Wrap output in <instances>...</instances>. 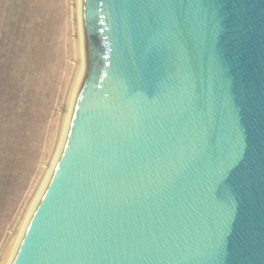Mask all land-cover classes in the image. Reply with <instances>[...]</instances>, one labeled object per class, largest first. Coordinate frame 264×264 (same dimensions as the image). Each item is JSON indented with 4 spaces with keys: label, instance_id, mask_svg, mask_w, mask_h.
I'll return each instance as SVG.
<instances>
[{
    "label": "water",
    "instance_id": "water-1",
    "mask_svg": "<svg viewBox=\"0 0 264 264\" xmlns=\"http://www.w3.org/2000/svg\"><path fill=\"white\" fill-rule=\"evenodd\" d=\"M86 72L12 264H264V0H83Z\"/></svg>",
    "mask_w": 264,
    "mask_h": 264
},
{
    "label": "rangeland",
    "instance_id": "rangeland-1",
    "mask_svg": "<svg viewBox=\"0 0 264 264\" xmlns=\"http://www.w3.org/2000/svg\"><path fill=\"white\" fill-rule=\"evenodd\" d=\"M79 3L0 0V264L62 140L85 57Z\"/></svg>",
    "mask_w": 264,
    "mask_h": 264
},
{
    "label": "bare ground",
    "instance_id": "bare-ground-1",
    "mask_svg": "<svg viewBox=\"0 0 264 264\" xmlns=\"http://www.w3.org/2000/svg\"><path fill=\"white\" fill-rule=\"evenodd\" d=\"M82 9H83V0H80L79 6H78V12H79V18H80L81 25L83 23V21H82V18H83ZM82 33H83V30H82ZM82 45H83V50H84V39L83 38H82ZM82 57H83V60H82L81 66H80V72H79L77 81L75 82L74 89H73V92L71 95L70 111L67 115V120L65 123L62 140H61V143L59 145L58 153L56 155V158L54 159L53 165H52L51 169L49 170L48 175L46 176V178L42 184V187L39 190V193L37 194L35 200L33 201L32 205H31L28 216H27L26 220L24 221V223L21 227V231H20L19 235L15 238L13 245L11 244L12 246L10 247V249L8 250V252L6 254V257H5V260L3 261V264H12L13 263V260L16 256L18 249H19L20 243H21V241H22V239L26 233V230L28 228V225H29L34 213H35L37 206L41 202V200H42V198H43V196H44V194H45V192H46V190H47V188H48V186L52 180V177L55 173V170L59 164V161L61 159L62 153L64 151V148H65V145L67 142V136L69 134L71 122H72L74 106H75V103H76V100H77V97H78V94H79V91H80V88H81V85L83 82V78H84V75L86 72V60H85L84 56H82Z\"/></svg>",
    "mask_w": 264,
    "mask_h": 264
}]
</instances>
